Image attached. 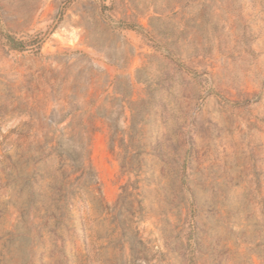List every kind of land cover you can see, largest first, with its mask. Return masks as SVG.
<instances>
[{"label":"rangeland","instance_id":"obj_1","mask_svg":"<svg viewBox=\"0 0 264 264\" xmlns=\"http://www.w3.org/2000/svg\"><path fill=\"white\" fill-rule=\"evenodd\" d=\"M0 264H264V0H0Z\"/></svg>","mask_w":264,"mask_h":264},{"label":"trees","instance_id":"obj_2","mask_svg":"<svg viewBox=\"0 0 264 264\" xmlns=\"http://www.w3.org/2000/svg\"><path fill=\"white\" fill-rule=\"evenodd\" d=\"M14 47H18V46H14ZM81 169H82V174L84 176H87L88 174H91L93 177L92 179L95 178V173L94 171L92 170V167L91 166H86L85 163H83L82 165L79 166ZM94 183L95 185L98 184V182L96 180H91V184ZM97 191H98V194L101 195V190L99 187H97ZM97 194V195H98ZM82 196H80L83 200H85V197L83 196V194H81ZM101 202L96 200V197L93 198L91 201H90V208L91 210H98L101 208ZM58 210L61 211V215L64 216L65 215V212L66 210L68 211H71L70 209L68 208H55L51 211V217H57L58 215ZM84 229V228H83ZM85 236V230L83 232V237ZM85 238V237H84Z\"/></svg>","mask_w":264,"mask_h":264}]
</instances>
